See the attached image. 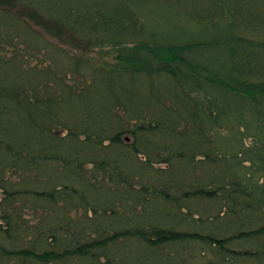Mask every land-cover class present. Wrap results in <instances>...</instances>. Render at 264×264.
Listing matches in <instances>:
<instances>
[{"label": "trees", "instance_id": "1", "mask_svg": "<svg viewBox=\"0 0 264 264\" xmlns=\"http://www.w3.org/2000/svg\"><path fill=\"white\" fill-rule=\"evenodd\" d=\"M145 1L0 0V264H264V31Z\"/></svg>", "mask_w": 264, "mask_h": 264}, {"label": "rangeland", "instance_id": "2", "mask_svg": "<svg viewBox=\"0 0 264 264\" xmlns=\"http://www.w3.org/2000/svg\"><path fill=\"white\" fill-rule=\"evenodd\" d=\"M215 0H146L138 4L139 12L143 18V25L147 38L157 41H179L185 34V39L199 40L194 36H205L211 42H226L228 38L236 40L239 32L248 29L252 33L264 31V0L245 1L242 7L226 20L219 19L215 13ZM199 6L192 7L193 3ZM209 3L211 5L208 6ZM237 6L236 0H226L227 8ZM206 19V23H201ZM195 22L196 27L189 25ZM204 24V26L200 25ZM200 28V29H199ZM200 37V36H199ZM206 58L215 60L218 58L214 52H209ZM264 61V55L256 60H250L254 65H260ZM1 198V194H0Z\"/></svg>", "mask_w": 264, "mask_h": 264}]
</instances>
